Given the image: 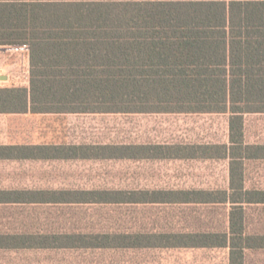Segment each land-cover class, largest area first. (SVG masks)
<instances>
[{
  "label": "trees",
  "instance_id": "trees-1",
  "mask_svg": "<svg viewBox=\"0 0 264 264\" xmlns=\"http://www.w3.org/2000/svg\"><path fill=\"white\" fill-rule=\"evenodd\" d=\"M29 47L30 91L0 88V113H229L230 142L241 114L264 112V0H64L0 3V46ZM234 147V146H233ZM213 150V152H211ZM234 158L233 148L106 145L65 147L63 157L142 160ZM232 166V165H231ZM240 186L231 167L230 189ZM56 201V198H49ZM247 193L182 190L64 191L71 206L176 207L230 204L229 233L161 226L73 233L62 248H223L231 264L251 246L242 239ZM234 236L238 239L235 240ZM53 247H56L55 244ZM240 258V257H239Z\"/></svg>",
  "mask_w": 264,
  "mask_h": 264
},
{
  "label": "crops",
  "instance_id": "crops-1",
  "mask_svg": "<svg viewBox=\"0 0 264 264\" xmlns=\"http://www.w3.org/2000/svg\"><path fill=\"white\" fill-rule=\"evenodd\" d=\"M64 0H0V3H30V4H58ZM24 45L28 48L25 55L9 53L5 50L10 46ZM12 60V61H11ZM0 64L11 71L9 78L0 79V88H18L30 91V63L29 47L27 44L0 46ZM28 101L27 110L13 113H0V264H49L56 261L58 253L70 251H109V250H221L226 251V264H231V252L228 246L223 248H157V249H82L62 248V236L73 233L98 232L90 229H80L75 226L69 228L60 225L58 229L57 217L44 215L49 210H57L67 206L57 203L58 195L64 191H90L99 189H64L58 187V174L62 177L64 162L91 161L108 159H79L63 157L65 147L106 146L105 145H76L64 142L63 117L67 115H84L81 113L61 112H32ZM91 114H121V113H86ZM138 114H173V113H138ZM127 115V114H124ZM184 115H228L227 141L223 143L204 144H139L142 146H187V148H219L224 147L229 153L233 148L234 158L225 157H190L182 159H142L149 160H179V161H224L226 162L227 179L224 187L187 188V189H139L207 191L231 194L247 193L261 198V201L233 206H242V239L248 238V244L264 246V140L247 142V116L264 117V112H248L239 116L242 118L240 128V142L232 145L230 142L229 113H190ZM50 122V123H49ZM59 122V125H58ZM264 137V136H263ZM262 137V138H263ZM123 145V144H121ZM130 145V144H125ZM137 145V146H139ZM234 146V147H233ZM213 152V150H211ZM232 165V166H231ZM231 167L234 177L240 181L235 190L230 189ZM250 167V168H249ZM251 175H255L253 178ZM251 178H250V177ZM55 182V183H54ZM129 191V190H126ZM131 191V190H130ZM49 198H56L50 201ZM83 207V206H80ZM155 207V206H154ZM185 207L191 210L187 214V226L173 228L174 231L187 233H208L227 235L230 240V204L187 205L170 208ZM142 208V207H138ZM148 208V207H143ZM169 208V207H162ZM193 210V211H192ZM194 210L200 214H192ZM62 223V222H61ZM140 226H138L139 228ZM64 228V229H63ZM234 239L238 238L234 236ZM55 244L56 247H53ZM240 257V258H239ZM236 259L235 264H264V247L245 248ZM263 258V259H262ZM56 264V263H55Z\"/></svg>",
  "mask_w": 264,
  "mask_h": 264
},
{
  "label": "rangeland",
  "instance_id": "rangeland-1",
  "mask_svg": "<svg viewBox=\"0 0 264 264\" xmlns=\"http://www.w3.org/2000/svg\"><path fill=\"white\" fill-rule=\"evenodd\" d=\"M227 121L228 115H67L62 120V133L65 143L76 145L223 143L227 141ZM245 122L247 142L264 140V117L247 116ZM226 169L224 161H69L64 162L62 177L58 174L56 182L64 189L84 190L214 188L226 185ZM251 176L255 178V175ZM190 212L185 207L79 206L60 207L44 215L56 216L58 229L63 225L65 228L75 226L83 230L107 231L164 225L179 229L187 226ZM195 213L200 214V211L192 212ZM55 263L226 264V251H70L58 253L56 261L49 260V264Z\"/></svg>",
  "mask_w": 264,
  "mask_h": 264
},
{
  "label": "built area",
  "instance_id": "built-area-1",
  "mask_svg": "<svg viewBox=\"0 0 264 264\" xmlns=\"http://www.w3.org/2000/svg\"><path fill=\"white\" fill-rule=\"evenodd\" d=\"M5 50H7L9 53H17L21 55H25L27 53L28 48L24 45L19 46H10L7 47ZM11 76V71L6 68L3 64H0V79L1 78H9Z\"/></svg>",
  "mask_w": 264,
  "mask_h": 264
}]
</instances>
